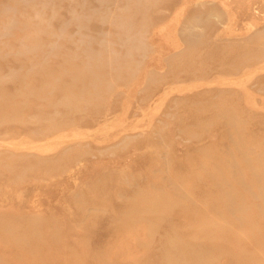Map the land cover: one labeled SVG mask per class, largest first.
Listing matches in <instances>:
<instances>
[{
    "label": "rangeland",
    "instance_id": "1",
    "mask_svg": "<svg viewBox=\"0 0 264 264\" xmlns=\"http://www.w3.org/2000/svg\"><path fill=\"white\" fill-rule=\"evenodd\" d=\"M116 1L0 0V264H264V0Z\"/></svg>",
    "mask_w": 264,
    "mask_h": 264
},
{
    "label": "bare ground",
    "instance_id": "2",
    "mask_svg": "<svg viewBox=\"0 0 264 264\" xmlns=\"http://www.w3.org/2000/svg\"><path fill=\"white\" fill-rule=\"evenodd\" d=\"M100 1H103V0H100ZM116 1V0H115ZM119 1V0H118ZM83 4V3H81ZM117 4H120L119 2L116 1V5H115V9H119V5L117 7ZM125 8V7H124ZM72 12L71 14H73L74 18H75V21L77 20V22H81L82 19L84 18L83 16L85 15H81L79 13H76L74 12V10L70 11ZM118 15V14H117ZM82 17V18H81ZM87 17V15H86ZM104 19L105 21H107L108 23H112V25L116 26V28H121L123 27L122 31L119 30V34H118V37L121 39V42H123V45H125L124 47V51L125 53H128L127 55L129 56V58L131 57L130 55H134L135 51H138L141 49V40H142V34H141V31L140 29L136 28L135 26L132 25V22L128 19H125L124 17H119V19H116V15H111V14H105L104 17L102 18ZM69 21V20H68ZM67 22V21H66ZM65 22V23H66ZM64 24V23H63ZM65 25V24H64ZM68 25V24H67ZM7 32V31H6ZM81 34V33H80ZM83 36V34H82ZM86 37V36H85ZM88 37V36H87ZM101 40V38H99ZM91 40V39H90ZM102 40H104L102 38ZM88 42V41H87ZM107 43V40L105 39V41ZM34 48H36L34 45H33ZM32 48V47H31ZM32 48V49H34ZM40 50V48L37 49V51ZM88 50V49H87ZM103 50L104 52H106L108 54L106 60L108 61V59L112 58L114 56V53H116L117 55L120 54L118 53L117 51H115L114 49H110V46L107 44L105 46H103ZM92 51V50H91ZM89 51L86 56L89 55V57L91 58H95L96 57V54H97V51L93 50L92 52ZM114 51V53H113ZM40 52H42V56L43 59L45 57L46 54H49L48 52H45L43 51V49L40 50ZM87 52V51H86ZM69 54V53H68ZM126 55V56H127ZM73 56V55H72ZM97 58V57H96ZM103 58V57H102ZM133 59V58H131ZM99 60V59H97ZM120 61V60H119ZM109 62V61H108ZM107 68L111 67L109 66V64H107ZM127 65H129L128 63V60H125L124 63H121V64H117V66L114 68L115 71H119V72H122L126 69ZM106 66V64H105ZM78 68V67H77ZM90 74V73H89ZM92 74V72H91ZM79 77V75H78ZM91 78V77H90ZM89 80V79H88ZM89 82V81H88ZM66 84V83H64ZM65 87H67V85H64ZM94 87V86H93ZM96 93H98L96 91ZM97 96V95H96ZM94 97V96H93ZM98 97V96H97ZM100 99V98H99ZM249 164H250V161H249ZM250 166V165H249ZM256 170V169H255ZM240 172V171H239ZM260 173V172H259ZM255 175V174H254ZM239 176V175H238ZM242 179V178H241ZM259 179V177H258ZM243 181V179H242ZM259 182V181H258ZM264 182V181H263ZM219 184V183H218ZM261 183L259 182L258 185H260ZM249 186V185H248ZM250 188V187H249ZM262 194V193H261Z\"/></svg>",
    "mask_w": 264,
    "mask_h": 264
}]
</instances>
